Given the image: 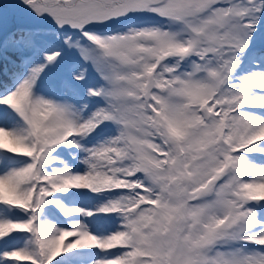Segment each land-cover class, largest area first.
Here are the masks:
<instances>
[{
  "label": "snow or ice",
  "instance_id": "snow-or-ice-1",
  "mask_svg": "<svg viewBox=\"0 0 264 264\" xmlns=\"http://www.w3.org/2000/svg\"><path fill=\"white\" fill-rule=\"evenodd\" d=\"M0 264H264V0H0Z\"/></svg>",
  "mask_w": 264,
  "mask_h": 264
}]
</instances>
